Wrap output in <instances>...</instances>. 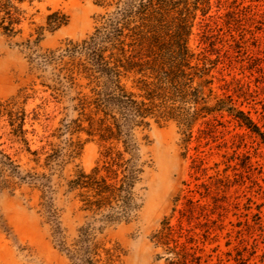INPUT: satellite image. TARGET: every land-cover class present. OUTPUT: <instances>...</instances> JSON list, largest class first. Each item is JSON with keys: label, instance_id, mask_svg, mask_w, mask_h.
Returning <instances> with one entry per match:
<instances>
[{"label": "rangeland", "instance_id": "374dc122", "mask_svg": "<svg viewBox=\"0 0 264 264\" xmlns=\"http://www.w3.org/2000/svg\"><path fill=\"white\" fill-rule=\"evenodd\" d=\"M116 1H13L17 32L9 37L0 27V149L22 170L48 175L47 152L81 144L79 156L53 175L47 192L0 176V264H171L176 257L186 264H264V145L227 112L206 119L213 128L198 122L191 137L177 120L159 124L154 117L127 133L131 151L124 157L133 186L111 219L81 211L78 198L66 194L65 182L76 172L102 168L105 144L88 135L86 122L72 128L81 119L76 91L90 96L92 86L77 76L82 87L74 91L68 75L75 66L60 55L102 27L119 9ZM246 29L244 40L237 37L242 50L233 48L231 58L214 69L213 88L223 97L221 88L230 83L235 106L264 133V21ZM190 45L199 51L198 36ZM122 83L133 86L132 80ZM8 104L18 115L24 112L38 163L12 134L3 108ZM111 144L125 152L123 140ZM167 222L184 232L182 238L175 234L170 251L156 240ZM87 233L108 252L86 253Z\"/></svg>", "mask_w": 264, "mask_h": 264}, {"label": "trees", "instance_id": "16d2710c", "mask_svg": "<svg viewBox=\"0 0 264 264\" xmlns=\"http://www.w3.org/2000/svg\"><path fill=\"white\" fill-rule=\"evenodd\" d=\"M13 1L26 0H0V27L9 37L16 34L14 25L20 21L15 16L18 8ZM100 3L112 5V2ZM249 3L246 5V0H117L119 9L109 15L102 27L87 40L70 43L61 52L60 58L68 57V65L76 68H70L68 75L74 91L82 87L75 83L77 76L92 86L90 96L80 97L81 92L76 91L81 119L74 121L72 128H80L86 122L88 135L99 137L105 144L102 168L96 167L89 174L78 171L65 182L66 194L78 198L81 211L109 220L122 208L133 186L127 183L131 174L129 160L124 157L131 151L127 133L132 134L143 126L148 117L156 118L159 124L177 120L191 137L198 122L213 128V121L206 119L213 116L217 120L218 115L227 112L264 145L260 127L247 112L235 106L232 85L226 82L222 86L223 97L213 88L214 69L231 58L233 48L242 50L244 42L237 37L244 40L249 32L247 24L253 26L264 21V0H249ZM194 35L199 38V51L190 45ZM123 80H132L133 86L127 88ZM3 108L12 134L25 145L27 152L37 157L38 163L39 153L31 150L26 138L24 112L18 115L9 104ZM70 127L67 126V132ZM122 140L125 152L111 144ZM80 146L79 142H71L66 152L54 149L47 152L44 167L50 172L48 175L22 170L11 155L0 149V176L9 178L5 183L15 181L19 187L47 192L52 188L53 175L57 171L61 173L68 160L79 156ZM103 170L106 175L100 176ZM120 173H124L121 180ZM60 178L63 180L61 175ZM175 234L182 238L183 228L176 232L167 222L156 235L157 243L174 250L176 247L169 245ZM86 240L89 243L86 253L100 257V253L108 252L99 246L95 235L87 233ZM171 264H186V258L176 257Z\"/></svg>", "mask_w": 264, "mask_h": 264}]
</instances>
